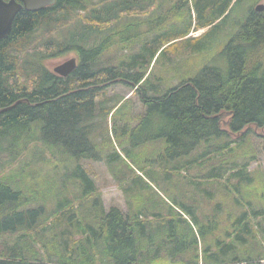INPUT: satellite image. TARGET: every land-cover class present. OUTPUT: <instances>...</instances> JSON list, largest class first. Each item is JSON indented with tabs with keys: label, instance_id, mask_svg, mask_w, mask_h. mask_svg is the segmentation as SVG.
Instances as JSON below:
<instances>
[{
	"label": "trees",
	"instance_id": "16d2710c",
	"mask_svg": "<svg viewBox=\"0 0 264 264\" xmlns=\"http://www.w3.org/2000/svg\"><path fill=\"white\" fill-rule=\"evenodd\" d=\"M243 2L248 5L242 23L220 53L223 66H205L164 94L147 93V72L153 60L163 53L171 60L175 52L202 50V39ZM260 2L55 0L42 9L17 13L9 35L0 40V109L8 107L0 112V163L16 161L39 143L47 150L60 147L77 165L72 177L67 170L52 181L62 179L65 187L70 183L77 191H60L48 209L42 202L46 196L36 198L33 188L31 194L24 193L16 181L23 176L0 174V264H262V245L257 255L246 259L226 258L235 249L226 242L219 243L218 251L206 246L200 252L190 235L191 223L171 206L175 212H149L143 206L133 209L128 202L127 212L116 206L105 211L93 178L78 163L100 158L89 138L98 114L95 99L101 89L121 82L139 93L145 106L132 132L150 124V135L141 142L165 143L164 157L153 161L165 165L167 179L187 176V184L198 187L203 180L217 181L228 174L239 185H251L254 177L248 173V162L227 161L226 155L234 152V140L227 139L230 133L243 139L253 128L264 131V10H255ZM189 4V18L179 26L175 14ZM164 11L166 18L156 20V12ZM73 18L78 26L63 40H56L53 33L62 31ZM198 29L206 30L197 38L189 35ZM39 30L48 38L38 49H31ZM109 44L117 45L121 54L118 66L103 67L97 62ZM70 48L76 50L78 60L67 77L44 65L47 57ZM115 107L100 105L99 113L107 116ZM224 116L229 118L224 123L229 131L223 127ZM171 161L178 162L169 165ZM208 164L205 174L189 173L190 168ZM135 179L141 188L147 184L140 174L121 186L124 192L132 189ZM186 197V192L180 193L184 200L180 210L196 221V207ZM251 215L263 220L264 232V209L256 208ZM242 225L238 221L235 231H250ZM180 231L184 236L178 238Z\"/></svg>",
	"mask_w": 264,
	"mask_h": 264
},
{
	"label": "rangeland",
	"instance_id": "374dc122",
	"mask_svg": "<svg viewBox=\"0 0 264 264\" xmlns=\"http://www.w3.org/2000/svg\"><path fill=\"white\" fill-rule=\"evenodd\" d=\"M260 3L264 4V0H261ZM247 5V2H243L219 27L211 29L200 43L202 50L191 53L175 52L171 60L169 54L163 53L156 62L153 60L147 72L149 75L147 93L151 96L164 94L182 80L193 77L205 66H223L224 62L220 53L225 43L242 23ZM189 7L191 4L176 12L175 15L177 17L179 15L180 18L179 26H183L188 20ZM155 15L157 20L166 18L167 13L166 11L156 12ZM77 26L76 19L73 18L62 31L53 33V37L56 40H63L67 36V32L73 31ZM205 30H192L189 35L197 38ZM36 35L39 39L37 38L33 42L31 49H38L41 42L48 38V34L42 30H39ZM118 51L117 45L109 44L98 57L97 62L103 67L118 66L122 60ZM72 57L78 60L74 48H70L62 55L47 57L44 59V65L52 71L55 66ZM126 57L128 58L129 54ZM95 104H97L98 114L93 120L94 122L92 121L93 127L89 138L95 145V150L100 158L83 159L78 163L93 178L97 194L100 196L105 211L116 206L127 212L129 209L128 202L133 209L143 206L149 212L167 213L176 210L191 223L192 232L190 235L195 237L200 252H204L206 246H210L214 252L218 251L219 245L226 242L231 244L230 247L235 246L234 250L228 252L226 256L228 259L234 257L246 259L257 255V247L259 245L264 246V232L260 227L263 220L255 219L251 214L256 208L264 209V196L260 195L264 191L263 129L253 128V133L246 135V138L244 136L243 139L239 137L241 134L231 133L227 138L234 140L232 144L234 152L226 155L227 161L243 160L248 162V173L254 177L251 185L248 186L246 183L239 185L236 179L231 180L226 174L224 178L210 182L194 178L195 181H201L196 187L187 184L185 180L187 176L183 178L174 175L171 179H167L166 175L169 177V173H165V165H158L157 162L153 161H159L161 155L164 157L165 143L161 140L141 142L143 139H148L151 131L150 124H144L132 132L138 124V118L144 112L145 106L140 94L135 93L131 86L115 82L99 91ZM100 105L103 107L107 105L109 108L116 105V107L105 116L103 112L99 113ZM228 119L227 116H224L223 124ZM223 127L229 131L226 124ZM141 129H148L149 132H140ZM31 146L33 145H30V148ZM198 151H194L192 156H196ZM251 156L254 157L251 158ZM178 161H171L169 165H175ZM152 164L157 166L152 167ZM76 165L77 162L73 157L64 153L60 147L47 150L39 143L38 147L23 152L16 161L8 162L6 160L3 164L0 163V174L15 176L14 174L18 173V176H23L21 180L16 181L24 189V193L31 194L30 190L32 191L31 188H33L34 192L37 193L36 198H40L42 195L46 196L47 200L42 199V202H46V207L49 209L55 204V195H60V191L63 193L77 191L70 183L65 187L62 179L52 181L54 177H63L67 170H69V177H72L71 171ZM210 165H203V167L197 165L190 168L189 173L194 175L205 174ZM20 166L24 167L21 169ZM140 174L147 183L145 187L141 188L139 186L141 182L138 183L135 179V185H132V189L129 192H124L121 186ZM26 187L30 189L26 190ZM234 188L240 190V195ZM184 192L189 196L186 197L187 203H193L196 207L195 211L198 217L196 221L190 220L182 211L180 204L184 200H181L179 195ZM192 193L196 200L191 195ZM206 193H210V195ZM52 195L53 197H51ZM73 196L71 195V197ZM89 205L88 200L84 208L87 209ZM242 214L245 215L241 218ZM238 221H243L242 227L247 225L250 227V231H246L244 228L235 231V225ZM177 235L178 238L181 235L184 236L181 231ZM190 253L192 252L188 254Z\"/></svg>",
	"mask_w": 264,
	"mask_h": 264
},
{
	"label": "water",
	"instance_id": "95a60500",
	"mask_svg": "<svg viewBox=\"0 0 264 264\" xmlns=\"http://www.w3.org/2000/svg\"><path fill=\"white\" fill-rule=\"evenodd\" d=\"M55 0H0V40L6 38L11 29L15 16L23 9L35 11L42 9ZM256 11H263L264 4L258 3L255 6ZM77 66L75 57L67 59L55 66L52 71L62 77H67ZM8 107L0 109V112L7 110Z\"/></svg>",
	"mask_w": 264,
	"mask_h": 264
}]
</instances>
